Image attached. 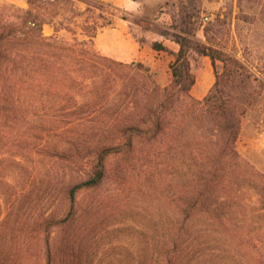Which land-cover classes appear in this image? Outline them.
Listing matches in <instances>:
<instances>
[{"label":"trees","instance_id":"1","mask_svg":"<svg viewBox=\"0 0 264 264\" xmlns=\"http://www.w3.org/2000/svg\"><path fill=\"white\" fill-rule=\"evenodd\" d=\"M26 2L27 7L12 3L0 5V145L7 138L5 122L10 118L21 120L32 116L49 120L50 124L56 120V136H59L67 130L61 121L83 111V106L76 105L77 97H87L86 88L89 87L99 100L108 101L107 89L115 87L118 67L127 65L99 54L92 47L96 32L110 25L113 16L104 17L99 13L103 19L99 22L97 17L87 14L79 25L76 20L79 15L91 14L95 8L103 9L108 4L98 0ZM49 2L69 6L72 15L65 17L58 13L59 18L55 19L57 12H54L49 14L52 18L46 17L39 9ZM78 2L85 3L86 7L80 10L76 7ZM192 16L194 14L185 11L172 23L177 32H165L179 45L177 51L169 50L158 41L151 44L154 49L173 55L168 83L164 86L150 84L144 75L127 71L128 75L124 77L130 82L125 95L128 99L123 98L119 104H123L124 109L130 107L131 114L105 121L102 129L108 137L93 150L81 170L83 174L80 170L67 172L62 168L63 175L68 176L65 189L72 207L80 189L96 188L114 174L110 161L113 156L126 163L129 154L141 150L139 157L150 165L167 167L170 164V140H174L180 148V159L198 167L194 176L199 182L198 190L185 196L164 198L169 220L164 233L157 236V244L149 246L150 252L142 253L140 257L144 258L141 260H136L124 249L117 264H264V249L257 245L246 227L247 204L240 197L232 199L227 190L224 197L219 196L220 190L226 189L225 178L230 177L232 165L246 167L251 172L248 183L255 185L257 191L261 192L264 183V175L236 149L242 118L257 99L251 73L236 56V51L227 50L224 34L229 28L221 27L226 22L216 20L206 24L204 40H200L196 37L197 24ZM120 17L126 18L124 15ZM45 23L53 27L52 34H44ZM74 24L82 29L84 37L65 38L57 33L65 29L74 34ZM202 56L210 59L214 81L207 93L197 99L190 94V89L195 81L193 67ZM137 66L144 72L148 70L141 64ZM111 100L109 103L117 98ZM14 133L11 154L0 159L8 160L12 166L20 167L27 177L31 176L29 170L32 167L27 165L25 158L35 157L31 152L37 146L26 145L27 130ZM46 133L49 134L50 130ZM33 137L37 139L38 134ZM191 140L198 144L192 147ZM36 153L44 164V171L38 179H44L52 186L56 183V152L43 150ZM17 155L24 160L16 159ZM107 201L104 197L93 200L80 209L74 221L73 217L68 220L71 211L59 218L62 229L56 248V264H80V258L86 252L88 235L103 226L97 216L105 210L104 206H108ZM232 202H236L240 209L235 222L230 212L234 209ZM15 207L12 201L11 209ZM76 213L77 210L74 215ZM44 222L49 224L47 218ZM25 224L21 223V226ZM16 226L17 220L12 224V227ZM31 227L33 231L36 229L35 225ZM13 231L8 240L14 247L19 235ZM7 233L6 230L4 235ZM72 234L76 236L74 239ZM14 250L21 252L20 247ZM54 260L47 243L44 264H55Z\"/></svg>","mask_w":264,"mask_h":264},{"label":"rangeland","instance_id":"2","mask_svg":"<svg viewBox=\"0 0 264 264\" xmlns=\"http://www.w3.org/2000/svg\"><path fill=\"white\" fill-rule=\"evenodd\" d=\"M3 3L28 6L26 0H0V5ZM172 5L179 10L176 19L188 11L194 14L192 20L196 21L197 28L202 31L209 22H226L222 23L221 27L225 30L229 28L224 34L227 37V50L236 51V56L247 66L257 98L256 104L249 108L242 118L236 149L248 163L264 175V0H173L170 3L171 7ZM76 7L83 10L86 5L78 2ZM39 10L50 18V13L57 12L55 19L59 18L58 13L65 17L72 15V9L63 3L56 6L49 2L43 4ZM99 13L104 17L113 16L114 19L124 15L142 28L148 29L150 33L167 31L160 23L142 20L138 16H127L111 5L103 9L95 8L91 14L79 15L76 18L78 25L87 14L97 17L99 22L103 21L102 17L98 16ZM205 15L208 19L202 21ZM78 25H75L74 34L65 29H61L58 34L65 38H82L84 33ZM43 32L46 35L52 34L53 27L45 23ZM198 36L202 38L200 32ZM126 64L118 67L115 87L107 89L108 101L99 100L96 92L89 87L86 88L87 97H77L76 105L83 106V111L75 114V117L70 115L61 121L67 126V130L59 136H56V120H52L54 122L50 124L47 122L49 120L26 116L21 120L10 118L5 122L7 138L1 140L0 158L11 154L15 131L27 130L26 145L37 147L31 152L35 157L25 158L27 165L32 167L29 170L31 176L28 177L20 167H14L8 160L0 159V262L3 264H44L47 243L55 256L56 264V248L59 247L58 239L62 229L59 218L71 211L68 220L73 217L74 221L80 209L103 197L108 200V206H104L105 210L97 216L103 226L88 235L85 241L86 252L81 256L80 264H117V259L124 249L136 260H141L144 258L140 257L141 254L149 253V246L157 244L156 238L164 233L169 220L168 207L163 203L164 198L185 196L199 189V182L194 177L198 167L188 160H181L178 155L180 148L174 144V140H170V164L167 167L160 164L150 165L139 157L141 150L129 154L126 163L113 156L110 161L115 169L114 174L106 177L96 188L80 189L75 194L72 207L70 206L71 202L65 189V178L68 176L63 175L62 168L67 172H81L93 150L108 137L102 129L105 121L115 116L131 114L130 107L124 109L123 104H119L123 102V98L128 99L125 95L130 82L124 77L127 71L144 75L150 84L157 85V79L166 80L168 76L165 69L155 70L139 62ZM138 64L148 70L144 72ZM194 66V73L198 75L199 67L204 66L202 58L197 59V65ZM210 76H213L212 71ZM112 98L117 100L109 103ZM48 130L49 134L46 133ZM35 133L38 134L37 139L33 137ZM197 144L196 140H191L192 147ZM43 150L56 152V183L52 186L44 179H38L44 171V164L36 152ZM58 156H63L64 159ZM15 158L24 160L18 155ZM229 173L230 177L225 178L226 189L222 188L219 196L224 197L227 190L232 199L240 197L244 200L247 204V230L254 236L257 245L264 249V183L261 192L257 191L255 185L248 183L251 180V172L243 166L232 165ZM12 201L16 206L14 209H11ZM235 203L232 202L231 207L234 209L230 210L233 222L240 216V209ZM45 218L49 224L44 222ZM15 220L17 226L12 227ZM21 223L26 224L21 226ZM31 225L36 227L34 231ZM12 228L19 235L15 238L17 244L14 247L11 240H8L10 232H14ZM6 230L9 234L4 235ZM71 237L74 239L76 236L72 234ZM19 247L21 252L14 250Z\"/></svg>","mask_w":264,"mask_h":264},{"label":"crops","instance_id":"3","mask_svg":"<svg viewBox=\"0 0 264 264\" xmlns=\"http://www.w3.org/2000/svg\"><path fill=\"white\" fill-rule=\"evenodd\" d=\"M98 1L116 7L127 16H138L142 20L160 23L166 28V32H177L172 23L176 19V16L179 15V10L174 5L170 6L173 0ZM199 32L202 38H199ZM196 37L203 40L202 29H196ZM153 41L161 42L165 47L174 52L179 47L165 32L154 31L150 33L148 29L142 28L138 23L127 17H117L110 25L101 27L96 32L92 38V47L99 54L121 62H139L155 70H167L168 76L166 80H156V83L164 86L170 78L169 63L172 61L173 55L164 50L154 49L151 45ZM201 58L204 66L199 67V74L195 75V81L190 89V94L197 99L202 98L207 93L214 81V75L210 76V72L212 71L210 59L207 56H202ZM193 71H195L194 68Z\"/></svg>","mask_w":264,"mask_h":264},{"label":"built area","instance_id":"4","mask_svg":"<svg viewBox=\"0 0 264 264\" xmlns=\"http://www.w3.org/2000/svg\"><path fill=\"white\" fill-rule=\"evenodd\" d=\"M207 19H208V16L207 15H205V16L202 17V21H205Z\"/></svg>","mask_w":264,"mask_h":264}]
</instances>
